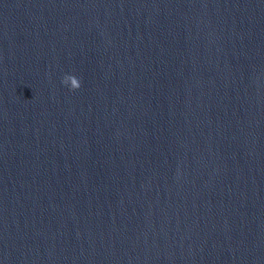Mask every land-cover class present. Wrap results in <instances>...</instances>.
<instances>
[{"label": "water", "instance_id": "obj_1", "mask_svg": "<svg viewBox=\"0 0 264 264\" xmlns=\"http://www.w3.org/2000/svg\"><path fill=\"white\" fill-rule=\"evenodd\" d=\"M0 264H264V0H0Z\"/></svg>", "mask_w": 264, "mask_h": 264}, {"label": "clouds", "instance_id": "obj_2", "mask_svg": "<svg viewBox=\"0 0 264 264\" xmlns=\"http://www.w3.org/2000/svg\"><path fill=\"white\" fill-rule=\"evenodd\" d=\"M69 81L71 82L70 85ZM62 83L65 85H69L71 90L78 89L81 86L79 78L72 74H65L62 79Z\"/></svg>", "mask_w": 264, "mask_h": 264}]
</instances>
